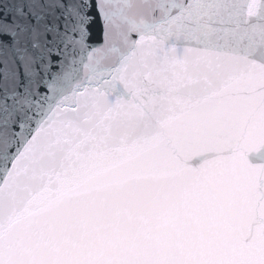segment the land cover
Here are the masks:
<instances>
[{
    "label": "snow or ice",
    "instance_id": "1",
    "mask_svg": "<svg viewBox=\"0 0 264 264\" xmlns=\"http://www.w3.org/2000/svg\"><path fill=\"white\" fill-rule=\"evenodd\" d=\"M0 264H264V0H0Z\"/></svg>",
    "mask_w": 264,
    "mask_h": 264
}]
</instances>
